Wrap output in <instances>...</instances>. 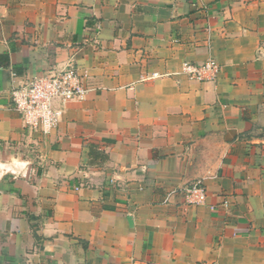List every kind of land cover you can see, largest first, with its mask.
Listing matches in <instances>:
<instances>
[{
  "label": "crops",
  "instance_id": "crops-1",
  "mask_svg": "<svg viewBox=\"0 0 264 264\" xmlns=\"http://www.w3.org/2000/svg\"><path fill=\"white\" fill-rule=\"evenodd\" d=\"M69 60L85 100L31 130L11 73ZM0 264H264V0H0Z\"/></svg>",
  "mask_w": 264,
  "mask_h": 264
},
{
  "label": "built area",
  "instance_id": "built-area-1",
  "mask_svg": "<svg viewBox=\"0 0 264 264\" xmlns=\"http://www.w3.org/2000/svg\"><path fill=\"white\" fill-rule=\"evenodd\" d=\"M219 69L215 60H208L201 66L185 63L181 73L191 81L206 83L214 82ZM16 77L12 72L10 98L13 108L22 116L26 126L43 135L58 128L65 103L84 101L89 91L85 76L70 60L52 72L19 83H16ZM184 193L188 205L199 206L206 200L203 186L187 188Z\"/></svg>",
  "mask_w": 264,
  "mask_h": 264
}]
</instances>
